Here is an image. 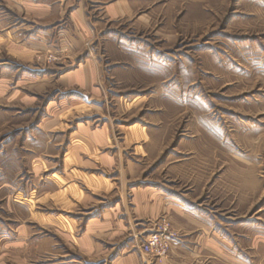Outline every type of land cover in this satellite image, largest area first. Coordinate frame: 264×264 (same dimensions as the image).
Here are the masks:
<instances>
[{
    "label": "rangeland",
    "instance_id": "1",
    "mask_svg": "<svg viewBox=\"0 0 264 264\" xmlns=\"http://www.w3.org/2000/svg\"><path fill=\"white\" fill-rule=\"evenodd\" d=\"M10 1L0 0V264H86L87 217L122 201L125 218L142 189L188 204L233 264H264V0H129L134 12L117 20L89 1L80 47L69 11L41 23ZM88 60L96 92L65 77ZM107 125L98 149L112 163L94 155L88 170L115 189L71 212V191L69 206L56 195L71 183V136ZM162 215L151 231L165 221L176 240L164 257L141 252V264H162L184 238ZM208 258L182 261L229 264Z\"/></svg>",
    "mask_w": 264,
    "mask_h": 264
},
{
    "label": "crops",
    "instance_id": "2",
    "mask_svg": "<svg viewBox=\"0 0 264 264\" xmlns=\"http://www.w3.org/2000/svg\"><path fill=\"white\" fill-rule=\"evenodd\" d=\"M89 1L96 3L97 10L103 9L102 12L112 20L130 16L135 9V4L129 0H20V4L15 6H17L18 11L24 12L27 16L35 17L41 23L60 17L65 14V11H69L70 24L73 26V30L78 33L75 37V44L80 47L84 38L89 35L87 19ZM40 31H37L34 39L35 41L41 40L42 46H44V43L48 42L51 30L45 34ZM44 36H47L48 39H44ZM98 75V67L94 65L92 60H88L87 65L65 77H67V83L70 82V84L84 86L88 82L86 85L92 87L93 92H96L94 85ZM108 127L109 125L105 126L103 130H92L80 126L79 130H81V135H83L81 137L83 138L80 140L71 136V150L64 157L65 168L71 173V183L63 181L60 183L62 184L61 189L56 193L59 200L67 201L65 206H69L70 201H68L67 196L71 191V212L77 210V206H80L81 203L87 205L88 198L90 199L92 194L101 196L104 192L106 194L104 197L107 199L106 196L110 194L109 192L115 189L112 180L95 175L88 170L92 165L91 158L94 155L98 156L99 161L112 163L113 158L108 154L100 153L98 149L99 146L111 142L112 136L110 131H107ZM75 142H80V148L84 147V150L75 149ZM43 164V162H38L33 165L42 167ZM34 190L38 191V189ZM134 193L133 206L130 211H126L125 218L122 215L127 208L122 201L116 202L114 206L105 207L97 216L94 213L96 209L87 213L90 215L94 213V215L87 217L83 224V231L80 232L77 239L79 249L89 256V259L84 261L86 264H141V246L149 235L154 221L159 219L162 214V217L170 218L182 232V237L184 236L172 249L170 257L164 260L162 264H185L182 259H185L187 255L207 256L208 259L211 257V260L219 258L233 264V260L229 256L225 258L226 252H228L226 251L227 248L219 245L215 239L218 232L214 230L213 235L210 236V226L207 221L198 213H193L188 204L175 201L154 190L142 189L136 190ZM99 202L107 203L103 200ZM80 221L79 218L71 217V240L73 242H75L73 235H76ZM23 230L25 234L33 232L32 227L25 226ZM116 252L117 254L112 257ZM91 258L96 260L91 261ZM244 259L246 260V258ZM72 262L71 260V264Z\"/></svg>",
    "mask_w": 264,
    "mask_h": 264
},
{
    "label": "built area",
    "instance_id": "3",
    "mask_svg": "<svg viewBox=\"0 0 264 264\" xmlns=\"http://www.w3.org/2000/svg\"><path fill=\"white\" fill-rule=\"evenodd\" d=\"M176 237L167 222L158 221L142 244V252L152 257H164L168 254Z\"/></svg>",
    "mask_w": 264,
    "mask_h": 264
}]
</instances>
